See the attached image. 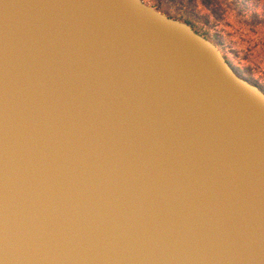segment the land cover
I'll use <instances>...</instances> for the list:
<instances>
[{"label": "water", "instance_id": "water-1", "mask_svg": "<svg viewBox=\"0 0 264 264\" xmlns=\"http://www.w3.org/2000/svg\"><path fill=\"white\" fill-rule=\"evenodd\" d=\"M0 264H264V90L143 0H0Z\"/></svg>", "mask_w": 264, "mask_h": 264}, {"label": "rangeland", "instance_id": "rangeland-1", "mask_svg": "<svg viewBox=\"0 0 264 264\" xmlns=\"http://www.w3.org/2000/svg\"><path fill=\"white\" fill-rule=\"evenodd\" d=\"M193 25L238 74L264 90V0H143Z\"/></svg>", "mask_w": 264, "mask_h": 264}, {"label": "flooded vegetation", "instance_id": "flooded-vegetation-1", "mask_svg": "<svg viewBox=\"0 0 264 264\" xmlns=\"http://www.w3.org/2000/svg\"><path fill=\"white\" fill-rule=\"evenodd\" d=\"M196 32H198L199 34H201V35H203V36H205L203 33H201V32H199L197 29H195L194 27H193V25H191V24H189ZM206 37V36H205Z\"/></svg>", "mask_w": 264, "mask_h": 264}]
</instances>
